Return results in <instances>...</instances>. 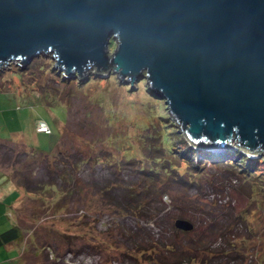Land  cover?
Here are the masks:
<instances>
[{
  "label": "rangeland",
  "instance_id": "374dc122",
  "mask_svg": "<svg viewBox=\"0 0 264 264\" xmlns=\"http://www.w3.org/2000/svg\"><path fill=\"white\" fill-rule=\"evenodd\" d=\"M114 46L115 43L111 51ZM36 58L38 62L27 63V70L18 69L13 61L0 72V138L12 139L0 140V169L11 175L26 174L31 183L45 178L59 182L58 172L71 176L66 175L68 181L61 183L57 192L50 189L29 197L19 187L8 184L10 188L1 196L0 232L14 224L13 215L22 228L38 231L35 246L24 253L22 264H187V257L191 258L190 264H201L200 260L209 256L215 261L212 264H223L229 254L239 259L229 264H264V190L251 188L243 177L224 166L207 163L201 174H191L195 184L170 180L166 194H162L166 178L154 182L151 189L157 188V192L153 194L155 190L145 188L153 183L144 184L142 178L137 180L131 172L128 174L129 169L125 170L121 178L129 182L127 185H137L136 190L144 188L141 193L145 199L152 197L153 211L143 217L124 212L118 204L115 208L113 200L100 195L103 184L117 177V146L131 139L134 146H128L125 154H140L139 137L145 130L137 126L149 119L145 109H151L154 103L146 95L145 87H137L142 78L133 83L126 77L120 79L122 88L115 89V82L114 86L109 84L111 74L93 72L79 85L64 84L59 80L60 73L52 68V55ZM92 75L98 76L92 79ZM101 87L115 93L111 100L106 97V106L94 100ZM108 115L112 118H106ZM37 118L48 121L51 134L36 131ZM61 146L67 152L62 161L41 160L37 153L36 159H19L17 154V149L37 147L50 151L56 147L57 151ZM231 147L248 157L258 155L234 142ZM181 166L180 173L192 170L186 168L185 162ZM13 203L17 211L11 215ZM32 216L41 219V223ZM178 217L189 220L193 227L178 228ZM46 239L53 242L54 253L42 248L49 245ZM228 241H236L237 249L241 244L246 247L238 253ZM164 242L174 243L177 249L167 250ZM35 247L42 254L36 256ZM5 250L0 253L9 251ZM18 252H14L16 258ZM9 256L7 253L6 264L17 263L15 257L9 260Z\"/></svg>",
  "mask_w": 264,
  "mask_h": 264
},
{
  "label": "water",
  "instance_id": "95a60500",
  "mask_svg": "<svg viewBox=\"0 0 264 264\" xmlns=\"http://www.w3.org/2000/svg\"><path fill=\"white\" fill-rule=\"evenodd\" d=\"M40 55L145 78L192 145L264 154V0H0V72Z\"/></svg>",
  "mask_w": 264,
  "mask_h": 264
},
{
  "label": "trees",
  "instance_id": "16d2710c",
  "mask_svg": "<svg viewBox=\"0 0 264 264\" xmlns=\"http://www.w3.org/2000/svg\"><path fill=\"white\" fill-rule=\"evenodd\" d=\"M114 44V41H112V45ZM40 57H43V55H40ZM35 62H38L37 58H34L31 61V64H34ZM20 67H24L26 69H22ZM30 65H23L18 66V69L21 70H27L29 69ZM53 68V66H52ZM54 70V69H53ZM56 71H54L55 73ZM57 74V73H56ZM111 74V75H110ZM109 75V84H112L115 82V89H117V86L119 87L120 84H122V81L113 73H110ZM98 76V75H97ZM97 76L92 75V79H95ZM59 80L63 82L64 84H81L82 79L74 78L72 80H68L67 77H63L62 73H60ZM92 83V82H91ZM91 83H87L88 85ZM86 84V86H88ZM93 84V83H92ZM114 86V85H113ZM141 86L145 87V92L148 98L154 103V105L151 107V109H145L148 113L146 116H149V119L144 120V124L140 125V123L137 126L138 128H141L143 130H149L148 132H143L142 135H140V154H125V152L128 151V146H134L130 142L126 143L123 142L120 143L117 146V152L114 155L116 156V166L118 167L116 169L115 173L117 177L115 179L109 178L106 183L103 184L101 187L100 195H102L105 199L113 200L112 204L116 206L115 208H121L124 212L132 214V215H139L140 217H143L144 215H149L153 211V203L151 201L152 197L149 196V198L145 199V195H143L141 192H143L144 188L137 189V185H127L129 182L127 180L124 181L122 175L124 176V171L128 170V174L131 172V174L134 177H137V180L142 178L141 182L145 184L147 181L153 183L151 186H145V188L149 191L155 190L153 194H156L157 188L154 187V182L164 177L165 179L163 188V193L166 194V186L169 185L170 180L172 182H179L181 184H195V179L193 175L191 174H201L203 172V169L207 165V163H211L218 166H224L229 171L236 173L237 175L241 176L246 180V182L249 184L251 188L254 187L256 190H264V154L258 155L256 157H248L247 155H244L241 153L237 148L228 146L218 152L213 151L212 149L205 148V147H198L192 145L186 138L182 131L178 130V126L174 123L173 119L170 118L168 108L166 105V102L164 99H160L155 95V93H151L149 91L148 86L146 84V80L142 78L141 83L137 85L138 88ZM85 87V86H84ZM107 87V86H106ZM106 87H101L100 92H97V95L95 97V101L99 102V105L106 106V103L109 101L106 97H114V91L111 92V89H106ZM122 88V87H119ZM126 88V87H125ZM124 88V89H125ZM120 91H117V94H119ZM116 94V95H117ZM115 98V97H114ZM93 100V101H94ZM111 100V99H110ZM106 102V103H105ZM152 103V104H153ZM101 106L102 108H104ZM163 107V110H160ZM105 113V110H102ZM106 118H112L111 115H108ZM147 118V117H146ZM109 119V120H110ZM40 121H44L49 126V131H39L38 125ZM111 122V121H109ZM137 125V124H136ZM36 131L40 133L45 134H51L52 128L48 121L44 118H37L36 119ZM15 131H12V133ZM123 136V135H122ZM62 138V135L60 139ZM130 138V136H129ZM60 139L58 141L57 145L60 143ZM0 140H12L11 138H6ZM118 140V139H117ZM115 141V143L117 142ZM127 140V139H126ZM14 142V141H13ZM117 144V143H116ZM55 147V148H56ZM55 148L53 150L47 151L42 148L33 147L30 148V150H18L17 154H19V159H28V158H35V154H39V157L41 160L50 159L51 161L55 160H63V158L67 155V152H64L62 150V146L59 150L55 151ZM16 150V147H14ZM31 149H33L31 151ZM62 156V157H60ZM133 156V158H132ZM38 157V156H37ZM38 157V158H39ZM196 157V159L194 158ZM43 158V159H42ZM33 159V160H34ZM48 161V160H46ZM181 162L186 163L187 169H192L187 174L186 171L180 173L181 171ZM189 171V170H188ZM201 172V173H200ZM55 174L57 172L55 171ZM63 174V175H61ZM186 174V176H185ZM58 175L60 177V181H53L52 178H45L46 180H39L35 181L34 183L29 182V178L26 176V174H18V172H14L13 175H11L10 172H7L5 169H0V198L1 196L5 195L7 193V190L10 188V186H13V188H17L24 192L25 195L30 197V194H35L39 192H45L49 191L50 189L57 192L59 189H61L62 184H64L65 181H68L69 175L64 173H59ZM69 175V176H66ZM163 175V176H162ZM119 176V177H118ZM120 179V180H119ZM120 181V182H119ZM62 183V184H61ZM8 184H11L8 186ZM58 185V186H57ZM19 187V188H18ZM67 189L64 191L66 192ZM60 191V190H59ZM147 197V196H146ZM21 197H19L17 200H15V203L20 200ZM41 199H44L40 197ZM0 203L1 200H0ZM15 203H13V206L11 208V215L13 213H16L17 206H15ZM109 203V202H108ZM118 204V207H117ZM60 208V207H59ZM57 207V210L59 209ZM14 224H12L9 228L6 230L0 232V252L6 251L9 256V260H13L14 257L16 258V255H14L15 251H19L17 254V258L15 261L17 263L14 264H22L23 258H25V252L30 251L31 248H33V245L35 243L36 237L38 236V231L34 232L32 230V227H26L22 228L17 223V217L13 215ZM37 223L41 221L39 218H35V216H32ZM178 219H184L181 217H178ZM41 223V222H40ZM40 225V224H38ZM46 242L49 245L42 246V248H47L50 252L54 253V250L51 249V246L53 245V242L49 239H46ZM231 246L236 250V252H240V249H245L246 244H241V248L237 249L236 241H228ZM163 245L167 248V250L173 251L174 249H177V246L174 243L164 242ZM35 246V245H34ZM2 250V251H1ZM179 250V249H178ZM238 250V251H237ZM33 250H31V253ZM40 251L35 247V254L36 256H39ZM5 254L0 253V264H6L7 261V253ZM17 253V252H16ZM246 253V250H245ZM24 254V256H23ZM43 254H45L43 252ZM244 254V253H243ZM177 257H180V260H184L181 255H178ZM213 256L204 257L201 259V264H212V262L215 263V261L211 258ZM228 259L224 261L225 263L229 264V262L234 263L238 261L237 257L233 254L228 255ZM241 257V253H240ZM46 258L49 260L48 256ZM188 260L185 261L187 264H190L189 261H191L190 257H187ZM20 259V261H19ZM45 259V258H44ZM243 260V258H242ZM212 261V262H211ZM220 261V260H219ZM223 262V261H221ZM150 263V262H149ZM151 263L158 264L157 261H152ZM164 263V261H163ZM223 263V264H225ZM41 264H47V263H41Z\"/></svg>",
  "mask_w": 264,
  "mask_h": 264
},
{
  "label": "built area",
  "instance_id": "2783aa9c",
  "mask_svg": "<svg viewBox=\"0 0 264 264\" xmlns=\"http://www.w3.org/2000/svg\"><path fill=\"white\" fill-rule=\"evenodd\" d=\"M38 130L39 131H47L48 132L50 129H49V126H48V124L46 122L40 121L39 125H38Z\"/></svg>",
  "mask_w": 264,
  "mask_h": 264
}]
</instances>
